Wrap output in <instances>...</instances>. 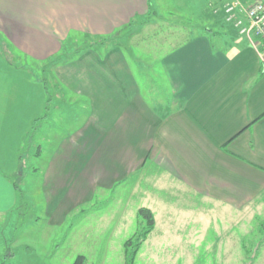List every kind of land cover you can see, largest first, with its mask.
I'll list each match as a JSON object with an SVG mask.
<instances>
[{"label": "crops", "instance_id": "0c3cea01", "mask_svg": "<svg viewBox=\"0 0 264 264\" xmlns=\"http://www.w3.org/2000/svg\"><path fill=\"white\" fill-rule=\"evenodd\" d=\"M253 1L241 0L246 5ZM148 14L149 0H0V69L3 52L16 49L35 60H50L61 56L73 33L107 37ZM206 16L212 23L185 26L187 33L171 28L174 46L159 55L170 86L159 85L156 106L143 97L120 49L110 50L106 59L90 51L80 59L77 70L92 81L88 91L94 114L76 145L65 140L46 167L42 220L50 230L65 227L70 219L71 227H77L78 210L99 187L114 188L149 163L158 171L159 185H171L168 192L159 186L169 199L174 197L167 193H178L184 185L240 210L264 195V48L221 22L222 13ZM74 69H64L61 76L68 79ZM4 115L0 136L13 138V150L0 149V264H67L54 251L35 262L33 233L18 229L20 218L14 215L20 187L8 173L18 161L17 143L26 129H20L24 120L17 118L13 104L7 109L0 103ZM174 204V199L168 206L159 202V219L168 222L159 238L180 236L179 229H172L181 211L172 209ZM73 232L68 229L65 236ZM162 242L156 245L167 244ZM24 243L27 247L19 252L18 244Z\"/></svg>", "mask_w": 264, "mask_h": 264}, {"label": "rangeland", "instance_id": "374dc122", "mask_svg": "<svg viewBox=\"0 0 264 264\" xmlns=\"http://www.w3.org/2000/svg\"><path fill=\"white\" fill-rule=\"evenodd\" d=\"M227 1L151 0L147 15L150 22L136 19L128 27L102 38L73 33L64 42L61 56L50 60H35L16 49L3 52L0 103L7 109L13 104L17 118L24 120L20 129H26L21 142L17 143L18 161L8 175L20 186L21 195L30 205L21 206V215L18 211L14 217L20 218L18 229L33 233L30 242L36 248L35 262L54 251L60 260L67 259V264L81 254L86 257L85 264H264V195L240 210L206 199L184 185H180L178 193H167L174 197L169 199L159 186H164L161 189L166 188L168 192L171 185H159L158 171L150 163L117 182L114 188L99 187L94 199L78 210L77 227H71L70 221L74 220L70 219L65 227L50 230L42 220L46 167L65 140L69 146L76 143L79 132L86 129L94 114V102L88 91L92 89V81L88 74L83 76L77 70L83 55L90 51L106 59L110 50L120 49L143 97L150 106H156L159 85L165 89L170 86L162 73L159 55L174 46L171 28L177 26L182 34L187 33L185 26H204L212 23L206 15L222 13L221 22L232 24L242 35L233 22L226 19ZM203 9L207 10L205 15ZM137 30L140 33L132 35ZM216 35L211 37L216 39ZM160 39H163L161 47ZM68 67L75 69L69 70L71 75L66 79L67 74L62 77L61 73ZM0 138V149L11 150L13 138L4 133ZM173 199L176 204L171 208L181 211L174 217L172 229H179L180 236L159 238V229L168 224L167 218L159 219V202L162 205L166 202L168 206ZM143 206L154 211L158 228L153 229L130 262L125 242L142 228L144 219L139 209ZM68 229L74 230L69 238L65 236ZM76 233H79L77 237ZM161 241L167 244L156 245ZM18 246L19 252L27 247L25 243Z\"/></svg>", "mask_w": 264, "mask_h": 264}, {"label": "built area", "instance_id": "2783aa9c", "mask_svg": "<svg viewBox=\"0 0 264 264\" xmlns=\"http://www.w3.org/2000/svg\"><path fill=\"white\" fill-rule=\"evenodd\" d=\"M227 21L233 22L242 35L260 49L264 48V0H254L244 5L241 0L225 3Z\"/></svg>", "mask_w": 264, "mask_h": 264}, {"label": "trees", "instance_id": "16d2710c", "mask_svg": "<svg viewBox=\"0 0 264 264\" xmlns=\"http://www.w3.org/2000/svg\"><path fill=\"white\" fill-rule=\"evenodd\" d=\"M151 9V0H149V11ZM131 24L134 22V20L130 21ZM144 22H150V19L147 17ZM105 40V39H104ZM15 185H18L17 182H15ZM20 187V186H19ZM22 193V190L20 188V194ZM20 204H19V214H20V208L23 205L29 206V201H26L23 196H20ZM21 215V214H20ZM19 215V216H20ZM139 215L144 219V224L142 225V228L135 233L132 237L127 239L125 242L127 255L130 258V262L134 261V258L140 249L142 243L148 238L149 234L153 231L156 225V218L154 211L146 206H143L139 209ZM9 251V248L7 249ZM86 257L84 255H79L73 262V264H85ZM2 264H8L6 262H3Z\"/></svg>", "mask_w": 264, "mask_h": 264}]
</instances>
